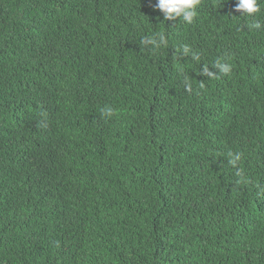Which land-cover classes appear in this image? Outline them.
I'll return each mask as SVG.
<instances>
[{"label":"trees","instance_id":"1","mask_svg":"<svg viewBox=\"0 0 264 264\" xmlns=\"http://www.w3.org/2000/svg\"><path fill=\"white\" fill-rule=\"evenodd\" d=\"M156 2L0 0V264H264V0Z\"/></svg>","mask_w":264,"mask_h":264},{"label":"clouds","instance_id":"2","mask_svg":"<svg viewBox=\"0 0 264 264\" xmlns=\"http://www.w3.org/2000/svg\"><path fill=\"white\" fill-rule=\"evenodd\" d=\"M200 3V0H157L155 9L159 10L164 15V20L174 19L176 17H182V19L187 23H192L193 18L197 15L196 7ZM259 5L257 0H236V6L234 11L241 14H247L249 16L257 13L259 11ZM255 29H261V23L256 22L251 25ZM162 38V37H161ZM215 67L222 74H228L231 71V65L227 63H221L217 61ZM204 74L214 75L212 72H208L207 68L204 69ZM106 115H111V109H105ZM239 159V155L235 157L232 161Z\"/></svg>","mask_w":264,"mask_h":264}]
</instances>
